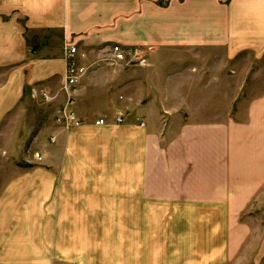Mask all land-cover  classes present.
I'll list each match as a JSON object with an SVG mask.
<instances>
[{"label":"crops","instance_id":"crops-1","mask_svg":"<svg viewBox=\"0 0 264 264\" xmlns=\"http://www.w3.org/2000/svg\"><path fill=\"white\" fill-rule=\"evenodd\" d=\"M68 43L149 49L146 67L83 79L70 129L55 123ZM245 53L264 57V0H0V264L239 257L264 188V92L231 115L228 76L207 72ZM8 133H37L43 161L21 167L25 137Z\"/></svg>","mask_w":264,"mask_h":264},{"label":"rangeland","instance_id":"rangeland-1","mask_svg":"<svg viewBox=\"0 0 264 264\" xmlns=\"http://www.w3.org/2000/svg\"><path fill=\"white\" fill-rule=\"evenodd\" d=\"M216 63L214 64V69L208 71L207 75L211 74V78H215L216 80L217 75L221 76L223 74L224 76H228L231 115L237 112L239 105L245 103L251 97L260 95L264 92V57L258 58L252 53H245L235 59H230L228 69H226L225 66L222 69L223 66L220 60L217 63L218 68L216 67ZM121 96L124 97V95H120V97ZM34 103V105L28 108L32 109L34 107L37 111L39 109V111L43 113L46 108V103L41 101V99L39 102L35 101ZM48 104L49 103H47V105ZM30 121L31 120L28 119L26 123ZM21 131L23 132V130ZM15 134L20 135L22 139L25 137L20 145V158H18V160L15 159V161L19 162L21 167L29 168V165H32L33 160H35L34 153L38 150L35 147L33 148V142H35L34 140L37 133H8L7 139L11 140ZM48 141L51 143L50 138H48ZM9 172L10 171H8V173ZM6 176H8L7 173ZM246 219L250 221L252 227L249 233L248 243L239 257L231 259L230 264H264V188L251 203L249 209L245 213L243 222Z\"/></svg>","mask_w":264,"mask_h":264},{"label":"built area","instance_id":"built-area-1","mask_svg":"<svg viewBox=\"0 0 264 264\" xmlns=\"http://www.w3.org/2000/svg\"><path fill=\"white\" fill-rule=\"evenodd\" d=\"M93 52L81 53L75 43H68L65 46L66 69L63 77V89L68 99L61 105L55 116V123L66 129L82 126L85 122L74 109V95L81 87L83 79L92 71L101 68H109L113 72L120 71L127 67H146L149 65V49L145 46L126 47L121 44H105ZM33 97L41 98L44 101L51 102L55 97L50 91H33ZM124 99L123 96L120 97ZM128 117V109L120 107L117 109L114 120L117 124H123ZM140 126H145L146 122L137 118ZM107 117L99 118L95 124L103 126L107 124ZM51 143L57 142V137H50ZM34 159L38 162L43 161V155L36 151Z\"/></svg>","mask_w":264,"mask_h":264}]
</instances>
